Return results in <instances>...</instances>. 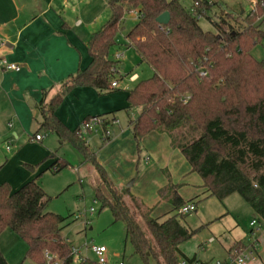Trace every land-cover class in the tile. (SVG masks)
I'll return each instance as SVG.
<instances>
[{
  "label": "trees",
  "instance_id": "16d2710c",
  "mask_svg": "<svg viewBox=\"0 0 264 264\" xmlns=\"http://www.w3.org/2000/svg\"><path fill=\"white\" fill-rule=\"evenodd\" d=\"M106 1L110 16L86 42L88 65L70 74L61 90L47 101L42 97L38 130L54 133L60 145L70 143L92 165L94 200L110 209L114 221L124 223L125 241L143 264H150L152 258L157 264L194 260L179 249V244L189 239L194 230L184 224L186 214L177 210L189 202L196 204L199 196L184 200L175 189L171 196L174 213L163 219L150 216L149 210L128 197L131 207L124 192L98 162L80 128L69 129L55 112L63 96L76 87H91L98 94L117 90L111 83L116 80L121 63L111 56V49L116 45L124 14L134 10L137 20L125 38L153 71L150 77L138 79L126 95L124 110L137 152L148 133H167L171 145L179 149L202 179L205 189L200 195L223 201L237 193L257 222L264 223V60L251 53L264 39V30L255 24L264 17V10L257 7L249 11L241 29L229 25L225 16L220 17L213 32L198 23V17L210 8L212 0H194L191 9L180 0ZM165 11L170 20L162 25L156 18ZM133 108H140L135 116L129 113ZM109 113L96 115L103 118L104 131L115 119L109 118ZM68 165L66 160L55 158L14 191L7 182L0 183V233L9 229L17 234L26 244L24 258L37 264H45V253L61 264H73L72 245L61 236L65 217L45 210L49 198L38 182L45 170L57 173ZM25 166L34 171L39 164ZM136 215L150 232L157 252ZM0 264H9L1 251ZM77 264L98 263L85 258Z\"/></svg>",
  "mask_w": 264,
  "mask_h": 264
},
{
  "label": "crops",
  "instance_id": "0c3cea01",
  "mask_svg": "<svg viewBox=\"0 0 264 264\" xmlns=\"http://www.w3.org/2000/svg\"><path fill=\"white\" fill-rule=\"evenodd\" d=\"M250 1L248 0L249 10L246 16L250 11ZM90 2V0H0V37L4 41V46L0 48V58L20 66L17 71L4 70L0 66V170L12 161L16 162L15 169H12L9 177L0 178V183L7 182L12 191L54 161L42 168L45 164L43 162L52 154L48 153L47 148H39L34 153L38 154L35 158H41L35 161L31 157H23L29 152L27 147L12 154L9 159L6 158L3 150L11 151L8 146L11 142H24L28 137L35 139L41 121L39 105L42 97L45 96L47 101L61 90L62 82L70 74L83 70L88 65L90 56L86 42L90 35L103 25L98 22L97 16L84 17L83 13L90 6ZM241 13L245 14V11ZM221 15L231 16L226 12H222ZM259 21H264V17ZM116 55L119 56L117 60L121 61L122 52L116 50L112 57L116 59ZM134 75L131 81L135 84L139 78L137 74ZM115 88H120L118 82ZM124 95L115 94L102 99L91 87H76L63 96L55 113L69 129L79 128L83 120L96 114L99 108L104 110L102 111L104 113L113 112L119 107L124 108L126 99ZM102 102L108 103L109 106L101 108ZM114 125L116 124L110 123L106 127L111 129V139L106 141L105 148L100 152L94 150L98 162L103 164L101 165L113 184L122 191L127 180L134 176L136 168L138 170L140 167L141 178L133 177L132 182L138 180L137 184L141 185L145 181L143 177H147L146 181L152 187L151 192L154 188L157 189L156 199L168 200L171 203V197L164 193L160 195V191L169 185L170 180L174 181V184H182L188 169L191 171L192 169L186 159L187 163L183 164L176 152L179 149L172 147L169 135L159 131L145 135L141 140L144 148L141 150L138 162L135 142L128 123L126 129L117 130ZM42 138L41 136L39 140H35L41 142ZM33 145L39 146L36 143ZM104 150L108 155H104ZM21 164H39V166L32 171L27 167L23 168ZM177 164H180V167ZM163 166L169 168L170 180L159 175L158 170ZM190 182H195L197 188L184 187L178 190L176 188L177 194L184 200L199 196L205 189L200 176L199 178L193 176ZM172 207L171 204V209ZM251 216L255 219L253 213ZM250 222L251 220L248 225L252 232L251 228L258 225V222L256 220L254 225ZM256 229L255 238L249 245L236 238L225 244V257L236 252L238 246L239 250L245 251L250 256L248 264H264V228ZM214 239L210 237L209 242H213ZM0 251L3 254L1 247ZM192 258L200 260L197 255Z\"/></svg>",
  "mask_w": 264,
  "mask_h": 264
},
{
  "label": "rangeland",
  "instance_id": "374dc122",
  "mask_svg": "<svg viewBox=\"0 0 264 264\" xmlns=\"http://www.w3.org/2000/svg\"><path fill=\"white\" fill-rule=\"evenodd\" d=\"M90 1V6L83 13L84 17L92 18L97 16L98 22L104 23L110 16L107 1ZM180 1L188 9H191L194 3V0ZM243 10L245 14L241 13ZM248 10V0H212L210 8L205 11L204 15L198 17V23L202 29L215 32L214 23L219 21V16L223 17V15H221L222 12H226L231 15L230 17L225 16L229 25L235 29H241L246 25L244 16H246ZM78 11L79 9L77 12ZM136 20V15L131 12H126L124 14L122 27L115 37L116 45L111 49V56L116 50L122 52L120 62L124 67L120 68V71L115 75L120 88L110 93L99 94L102 99L115 94L123 93L127 95V88L129 89L134 85V82L131 81L132 75L137 74L139 79H146L153 73L152 69L140 60L135 49L128 45L125 38L126 33L135 24ZM255 24L258 25L260 30H264V21L256 20ZM251 53L256 59L264 60V39L254 46ZM125 105H127L126 99L124 107ZM106 106H109V104L102 102L101 108ZM102 111L104 110H100L99 108L98 112L91 116L105 114ZM139 111L140 108H133L129 113L135 116ZM107 116L109 118L114 116L118 120V123L114 125L115 129L127 128L128 116L124 108L119 107L117 110H114L112 114H107ZM79 128L83 137L88 140L90 148L93 151H102L105 148L106 141L111 139V129H107L109 137L108 139H104L105 133L101 127L89 131L80 126ZM37 133L43 137L41 142H37L35 139L28 137L24 142H11V144H8L11 151L5 152L3 150V152L6 158L9 159L12 154L27 147L29 152L24 154L23 157H31L34 158L32 160L35 161L41 158H35L38 154L34 153L39 148H47L48 153H53L55 157H48V159L43 162L45 164L42 168H45L55 158H62L69 163L67 167L61 169L57 173L46 170L39 177L40 185L49 198L45 210L65 217L61 236L74 248L78 249L81 254L86 255L92 260H95V256L90 248L93 245H103L106 247L105 257L111 264H117L119 262L123 264H143L141 258L133 253L131 244L125 241L124 223L122 221H114L110 209L108 207H101L100 202L94 200V169L92 165L85 161L82 155L70 143L64 142L60 145L54 133L46 132L43 129L38 130V128ZM33 143L39 146L33 145ZM3 147H5V145H3ZM143 148L144 146L141 141L140 150ZM176 152L182 159L183 164H186L187 162H185L182 153L180 151ZM104 153L105 156L108 155V152L105 151ZM136 153L139 162L141 151L137 152L136 148ZM15 164L16 162L12 161L7 167H2L0 170V178L9 177ZM21 166L26 168L25 165L21 164ZM177 166L180 167V164H177ZM183 166L185 167V165ZM169 171V168H165V166L158 170L159 175L166 180H170ZM136 176L137 179L141 178L140 167L138 170L136 168L135 175L130 177L124 184L125 187L122 191L125 194L124 196L127 202H129L128 197L133 198L140 206L149 210L150 216H159L160 219H163L166 215L173 214L171 203L168 200H157V189L154 188L153 192H151L152 187L149 182L146 181L148 178L143 177V179H145L144 183L138 185V180L134 183L132 182L133 177ZM193 176L199 178L196 172L188 169L182 184H174V181L171 182L170 180L169 185L163 191H160V195L164 193L171 197L176 188L177 190L184 187L197 188L195 182H190ZM196 200L195 210L186 214L183 220L186 226L194 230V233L189 239L179 244V249L182 250L180 251L187 258H192L194 255H197L200 261L224 260L227 257H225L226 251L224 245L230 243L232 238L241 239L245 245H249L255 238V234L257 233L256 228H264V223H258V225L251 228V232L248 225V222L253 219L251 216V209L237 193L227 196L223 201L218 200L214 196L202 195H199ZM130 206L132 207L131 203ZM91 207L94 208L92 214L89 213ZM132 210L135 212L134 208H132ZM137 217L138 222L141 224L147 237L152 241L154 249L157 252V247L150 232L144 226L143 220L139 218V216ZM210 237L215 238L213 242H209ZM0 247L9 264H37L29 258H24L26 244L17 234L9 229H4L0 233ZM44 259L45 264H51L47 261L45 256ZM55 260H57V258ZM150 264H157V260L152 258Z\"/></svg>",
  "mask_w": 264,
  "mask_h": 264
},
{
  "label": "built area",
  "instance_id": "2783aa9c",
  "mask_svg": "<svg viewBox=\"0 0 264 264\" xmlns=\"http://www.w3.org/2000/svg\"><path fill=\"white\" fill-rule=\"evenodd\" d=\"M257 7H260L262 10H264V0H251L250 1V11H254ZM131 13L136 15V12L134 10L130 11ZM4 46V41L3 39L0 37V48ZM119 58L118 55H116V59ZM0 66L4 69V70H19L20 66L16 63L13 62H8L6 61L4 58H0ZM203 74H205L203 72ZM132 75L131 79L133 78ZM112 87H117V80H114L111 83ZM104 123V120L102 117L100 116H91L89 118H87L86 120H84L81 124V127L85 130H92L94 128L97 127H101ZM112 123H118L117 119H114L112 121ZM105 133V137L109 136V132L108 130L104 131ZM34 138L36 140H39L41 138V136L39 134H36L34 136ZM195 210V204L194 203H186L184 205H182L180 208H178L177 212L180 214H188L192 211ZM94 212V208L91 207L89 210V213L92 214ZM256 223L255 219H252L250 224L254 225ZM92 253L95 256V261L98 264H111L108 262V260L105 257V253H106V247L103 245H93L91 248ZM71 253L73 255V263H78L80 261H82L85 258H88L86 255L81 254L78 249L74 248L73 246L71 247ZM45 258L47 259V261H49L51 264H61L60 261L55 260L52 255H49L48 253L44 254ZM249 262V255L248 253H246L243 250H240L238 252H234L232 254H229L226 259L224 260H220V261H200L197 259L194 260H182L180 262V264H248ZM117 264H123L122 262H119Z\"/></svg>",
  "mask_w": 264,
  "mask_h": 264
},
{
  "label": "water",
  "instance_id": "95a60500",
  "mask_svg": "<svg viewBox=\"0 0 264 264\" xmlns=\"http://www.w3.org/2000/svg\"><path fill=\"white\" fill-rule=\"evenodd\" d=\"M170 20V14L168 11H165L163 13H161L159 16H157L156 18V21L159 23V24H162V25H166L168 24ZM124 65L122 64L120 68H123ZM253 217H255V214H253Z\"/></svg>",
  "mask_w": 264,
  "mask_h": 264
}]
</instances>
